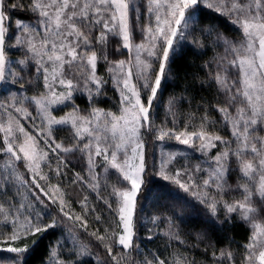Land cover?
Instances as JSON below:
<instances>
[{"label": "snow or ice", "instance_id": "6c2138e0", "mask_svg": "<svg viewBox=\"0 0 264 264\" xmlns=\"http://www.w3.org/2000/svg\"><path fill=\"white\" fill-rule=\"evenodd\" d=\"M17 11L32 13L35 24L13 21ZM209 51L215 54L195 65L191 81L214 89L215 102L201 97L178 128L180 105L191 106L196 97L186 84L162 99L174 80L189 79L177 60L185 52L202 58ZM37 82L43 91L25 95V85ZM109 84L119 93V115L96 106ZM77 94L86 96L88 109H80ZM162 103L172 119L157 124ZM65 108L64 115L54 114ZM61 128L70 132L65 140L56 135ZM170 140L198 153V162L175 167L187 156L170 150ZM157 144L164 146L158 166L149 163L155 153L146 152ZM77 153L87 176L74 172L69 183L95 193L114 214L103 232L89 230L96 209L87 195L77 212L61 184L51 183V173L59 180L67 175L68 157ZM0 159V264H33L41 245V264H121L133 252L143 255L134 240L146 208L156 209L148 222L166 221L165 235L183 245L174 229L184 218L173 210L162 219L161 209L175 208L170 199L189 202L168 185L195 200L196 215L187 223L207 226L195 233L197 242L227 232L238 217L251 229L243 264H264V0H0ZM113 170L117 180L105 199L101 191ZM150 176L166 183L158 186ZM21 187L31 199H5ZM150 255L139 264H196L179 252L171 260ZM212 256L215 264L233 261L227 249Z\"/></svg>", "mask_w": 264, "mask_h": 264}, {"label": "trees", "instance_id": "16d2710c", "mask_svg": "<svg viewBox=\"0 0 264 264\" xmlns=\"http://www.w3.org/2000/svg\"><path fill=\"white\" fill-rule=\"evenodd\" d=\"M212 55V51L208 52L207 56H204L202 58H197V56L193 55L191 52H185L183 54V58H180L177 60V66L179 71L182 73L183 71L189 72V79L185 81L184 79H176L174 80L167 91L164 93V96L162 99H165L169 96V94L175 92L180 93L181 89L187 84L190 86L191 91L190 95L194 94L196 99L192 102V105L190 106L187 103H182L179 107L178 111V118L184 119L186 121L187 115L193 111L196 108V105L200 103V98L204 97V99L208 103H214L215 102V90H209L207 87L201 89L199 85H192L191 81V73L196 71L195 65H200L204 61L210 59V56ZM190 63L193 65L190 67ZM101 73L105 75V73L101 70ZM203 75V73H201ZM78 97V96H77ZM77 104L79 105H86L87 99L85 97H78ZM118 102V96L114 89L110 88L107 85V96L105 98H101V101L96 104L97 107H101L104 109H111L114 108V105ZM200 113H197V116L199 117ZM211 116L213 118L218 117V113L211 112ZM152 145H148L147 150L151 148ZM150 153V151H149ZM190 156V155H189ZM191 158V156L189 157ZM186 159V158H185ZM2 160V159H0ZM150 160V159H149ZM199 160L200 157H199ZM192 161L198 162L197 158L192 159H186L183 160L182 157H178L177 161L175 162V166L177 165H184L186 162L187 164H191ZM73 173L71 171V178L73 177ZM148 179L154 180V182L159 186L160 184H164L166 182H163L160 180L159 177H149ZM168 187L171 189L173 193H179L180 196L185 197V199L189 202L188 205H185L184 200H169L168 205L171 209L172 205H175V208L169 211L163 212V217L172 215V211L176 213L177 216H182L184 218L185 223H181L179 219L175 220L176 225L178 227L174 229L175 231H178L180 234L181 239H184L186 241L185 244L180 245L178 242L174 239H171L169 236L165 235L166 232L169 231L168 223L165 222H157L155 225L148 222L149 214H156V209L153 208H146V211L143 213H140L142 219V223L145 225L144 227H141L140 224H137V232H136V240L135 244L139 247V250L143 255H137L135 252L132 253L130 259L127 261H122L121 264H131L132 260H135L137 264L141 261V259H150L151 253H162L163 257H167L169 260L172 259V256L170 254L172 253H182L183 256L187 257L189 260H195L196 264H215V261L212 256V252L215 251L217 255H219V252L223 249H227L228 251H231L233 254V261H225V264H243V258L245 256V248L244 245L248 243V239L250 236V229L248 226L241 221L238 217L234 219V222L231 226H229L227 232H221L219 230H216L215 232H210L209 235L211 236L210 241L205 242H197L195 239V233L198 231L206 230V225L200 221L195 220L193 223H187L190 217H195L196 213L191 208V204L196 203L195 200L190 197L186 196L182 191H180L178 188H176L175 185H168ZM87 195L89 197V203L91 206H94L96 209L95 214H90L88 216V222H89V230L94 229H100L101 232L105 229V227H108L112 225L113 223V216L114 214L110 212V210L104 205L103 201L100 199H97L96 194L93 192L86 191L83 196ZM101 195L105 197L104 193H101ZM81 197V199L83 198ZM76 199H72V204L75 208L78 210L80 209V205L76 201ZM200 206L197 204V208ZM98 214L101 216V221L97 222L95 220V215ZM235 216V214H234ZM65 232V227L62 229ZM151 230V231H149ZM190 234V235H186ZM149 235H152L153 239L149 240L147 237ZM91 239V238H89ZM30 243V241H29ZM44 243H47L45 241ZM211 244L212 247L208 248L207 252L205 251V248L207 244ZM197 245L195 248L193 245ZM95 251V249H93ZM43 245L40 246V249L37 251L35 256L33 257V264H41V258L43 256ZM5 255V254H4ZM162 257V258H163Z\"/></svg>", "mask_w": 264, "mask_h": 264}, {"label": "rangeland", "instance_id": "374dc122", "mask_svg": "<svg viewBox=\"0 0 264 264\" xmlns=\"http://www.w3.org/2000/svg\"><path fill=\"white\" fill-rule=\"evenodd\" d=\"M16 17H23L24 18V22L27 24V23H32V24H35V20H32L31 17H32V13L30 12H24V13H21L19 11H17L14 15H13V21L15 20ZM146 19V17H145ZM228 35H232V33H227ZM219 51H222V49H220ZM215 54V51H212V55L210 56V58ZM16 59H19V58H22V53H17L16 56H15ZM121 59H124L126 58V54L125 56H121L119 57ZM101 70L105 73V75H103L101 73ZM99 74L104 76L105 79H108V73L106 71V68L104 66H100L99 67ZM110 88H112L111 84L108 85ZM18 87V86H17ZM25 88L26 89H30L29 91H26L25 92V95H28V96H34V95H38L39 93H41L43 91V87H42V84H40L39 82L37 83H32V84H26L25 85ZM113 89V88H112ZM117 93V96H118V102L117 104L114 105V108H111V109H105L106 111H112L114 113H116L117 115H119V108H120V105H119V93L117 91H115ZM78 97H85L84 95H81V94H77ZM76 96V97H77ZM77 97V98H78ZM168 98V97H167ZM167 98L163 99L165 102L167 100ZM87 99V98H86ZM77 100L76 99V103H77ZM79 105V104H78ZM80 109L83 111L84 109H88L89 108V105H88V102L86 105H79ZM32 110V109H30ZM70 109L68 108H65L63 111H56L54 114L57 115V116H61V115H64V113L66 111H68ZM90 110V109H89ZM158 114V119H157V124H160L161 121H171L172 117L171 116H166V103H162L158 109V113H155L154 115H157ZM22 123H24L27 126H29L27 124L26 121H21ZM182 122H187L185 121L184 119H179L178 116H177V127L180 128L182 127ZM221 134H225L224 131L221 132ZM58 139H61V140H65L66 137H68L70 135V132L67 128H61L57 131L56 133ZM67 143V141H66ZM167 145L170 146V150H178V149H183L186 151V156H187V160L188 159H192V158H197L199 156L198 153H195L193 152V150L191 149H187V146L185 145H180L177 141L175 140H170V141H167L166 142ZM164 147L163 145H159L157 144L156 146H153L152 145V149H149L150 153H155V156L152 157L150 156L149 157V163H155L157 166L159 165V162H160V152H161V148ZM149 151L147 150L146 148V152L149 153ZM51 155V154H50ZM191 158H189L190 156ZM69 159H71V164L68 166L67 169H65V171L67 172V175L65 177H63L62 180H59L55 177V174L54 173H51V176H52V179H51V183L52 184H57V183H60L61 184V187L64 189V191L66 192L67 194V198L70 199V201L72 202V199H76L74 201H76L79 205V200L81 199V197L84 195V193L86 191H89L91 192L89 189L87 188H84V189H81L80 186L78 185H71L69 183V180L71 179V171L72 172H80V174L82 176H87V171H86V164L84 163L83 160H81L80 158V155L79 153H77L75 155V157H71L69 156L68 157ZM183 160H186L185 157H182ZM200 159L202 160L203 158L200 157ZM52 167L55 168L56 167V159L55 157H53L52 161ZM187 163V162H186ZM185 163V164H186ZM197 162L195 161H192L191 165H195ZM3 165H4V160H0V170H2L3 168ZM175 166V165H174ZM175 167H181L180 165H177ZM21 173L24 172V169L21 168L20 169ZM45 171H47V169H45ZM97 171L98 172H101L102 174V177H103V173H102V168L98 167L97 168ZM236 179V175L233 174V177H232V180L230 181L231 182H234ZM116 180H117V174L114 173V170L113 172H111L108 176V180H107V184H108V187L106 189H102L101 193H104L105 195V199L108 198V192L111 191V185L115 184L116 183ZM102 184H103V179H102ZM13 195H15L16 199L18 200H21V199H31V196L29 194V191L26 187H21L19 188V191L17 193V189L16 188H13L12 191L9 193V197H5V199L7 198H11ZM236 197L239 198V194L237 193L236 194ZM226 199H228L230 202L232 200V197L231 196H226ZM255 200H258L259 198L258 197H254ZM73 206V204H72ZM41 208L43 206H40ZM56 206L53 205L50 209H48L49 211H52L53 209H55ZM74 210L77 211V212H80L81 210H78L77 208H75L73 206ZM71 225V222H66L65 224V233H67L68 231V226ZM109 227V226H108ZM108 227H105V228H108ZM248 228L250 229V227L248 226ZM90 229V228H89ZM250 235H251V229H250ZM136 240V238H135ZM134 240V242H135ZM5 255H11V254H7L5 253ZM130 258H128L129 260ZM151 259V258H150ZM143 260V259H141Z\"/></svg>", "mask_w": 264, "mask_h": 264}]
</instances>
